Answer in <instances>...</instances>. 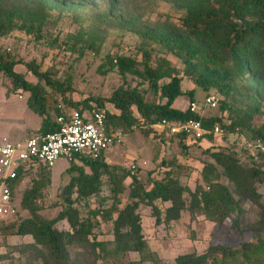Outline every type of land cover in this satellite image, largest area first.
I'll list each match as a JSON object with an SVG mask.
<instances>
[{
  "label": "rangeland",
  "instance_id": "rangeland-1",
  "mask_svg": "<svg viewBox=\"0 0 264 264\" xmlns=\"http://www.w3.org/2000/svg\"><path fill=\"white\" fill-rule=\"evenodd\" d=\"M108 1L86 0L82 8L76 11L70 8L63 13H53L46 34L39 43L24 33L0 37V51H7L16 60L22 61L15 70L31 83L37 84L38 79L23 63L34 62L41 71L51 74L54 80L65 83L68 88L66 97L73 102L108 98L121 87L123 80L115 70L104 72L108 66L106 56L117 54L142 61L140 46L143 41L137 32L127 31L122 25L125 21H121L129 16V11L141 14L136 12L135 2H126L124 8L118 7L115 15L111 14L112 18H107L110 16L107 12ZM177 3L153 0L151 8L141 14V23L150 27L157 21L169 23V26L180 25L181 18L187 15V0H178ZM81 29L102 38V41L97 40V51L87 48V45L80 48L75 40L68 39ZM148 48L152 52L153 62L165 57L175 64L183 78V89L195 90V103L202 104L210 93L219 98V105L224 101L216 89L204 91L196 86L195 80L184 77L185 66L167 50L155 44ZM128 80L132 88L137 87L145 99L160 102L159 96L147 84H142L139 78L128 76ZM29 96V92L15 89L11 80L0 73V137L22 140L38 134L42 118L29 109ZM58 99L62 108L66 107L60 96ZM261 100L263 114L253 121V126L264 124V95ZM190 102L188 96L181 97L175 106L186 111ZM91 103L96 105L94 101ZM107 107L116 112L112 106ZM219 109L208 111V117L222 115ZM112 130V134L118 138L107 150L106 163L130 172L131 176H137L145 191H151L156 181L168 187L164 197L140 202L137 209L141 225L140 238L134 234L131 226H121L118 230L115 224L120 212L132 203L131 180L127 179L122 184V192L117 197L111 191L112 185L107 177L102 179V186L94 196H82L77 189L70 194L66 188L78 173H68L71 161L66 159L58 161L48 175L40 178L30 174L23 181L15 193L14 201L11 200L9 206L0 213V231L6 225L19 224L28 217L22 201L25 192L38 180L39 194L35 203L43 219L53 220L68 210V219L77 226L80 222L90 224V233H81L79 236L67 219L55 224L64 238L63 264H176L177 259L184 255L209 252L218 255L222 250L238 251L248 243L256 246V253L247 257L238 255L228 264H264V175L258 176L256 180L234 182L211 155L231 152L241 165L252 167L250 153L244 142L248 139L246 134L228 135L225 131V136L213 137L210 141L213 146L206 142L201 146L187 142L188 148L184 149L178 140L161 130L149 136L139 128L133 132L122 128ZM208 148L210 153L205 152ZM209 163L215 165L220 182L232 191L240 203L241 227L238 231L230 221L214 223L202 214L200 190L205 187L202 173ZM75 164L83 166L79 161ZM84 171L90 173L87 167H84ZM170 208L174 210L173 215L167 212ZM94 243H105V251H95L91 246ZM138 243L139 247L136 246ZM0 264L56 262L47 248L33 244L31 236L1 232Z\"/></svg>",
  "mask_w": 264,
  "mask_h": 264
},
{
  "label": "trees",
  "instance_id": "trees-1",
  "mask_svg": "<svg viewBox=\"0 0 264 264\" xmlns=\"http://www.w3.org/2000/svg\"><path fill=\"white\" fill-rule=\"evenodd\" d=\"M85 1L0 0V37L24 33L39 43L46 34L53 13H63L71 10L70 8L76 11L82 8L81 5H84ZM128 1L135 2L136 12L145 14L151 8L153 0H109L107 12L110 16L107 18H112L111 14L114 16L118 7L124 8ZM160 1L178 4V0H155V2ZM186 4L187 15L181 18V24L177 26H169V23L157 21L150 27L141 23V14L127 12L129 16L121 20L125 21L122 25L127 31L141 35L142 61L117 54L106 56V66H108L104 72L115 70L123 80L121 87L108 98L73 102L71 98L66 97L68 88L65 83L54 80L51 74L41 71L39 65L34 62L23 63L38 79L37 84L31 83L15 70L22 61L16 60L14 55L7 51H0V73L11 80L15 89L30 93L28 107L42 118L38 134L35 135L58 131L60 126L57 119L65 116L69 121L66 113L70 110L104 109L108 132L112 133V129L117 128L133 132L139 128L146 136L157 132L154 126L163 120L181 124L189 120L201 119L199 114L192 113L190 109L183 111L175 106L176 101L185 96L191 99L190 104L195 103V90L183 89V78L172 61L159 57L153 62L152 52L148 47L155 44L182 62L185 66L184 77L195 80L196 86L204 91L216 89L224 97V101L219 106L222 115L202 119L207 127L217 123L228 135L246 134L248 141L255 139L264 141V124L252 125L253 121L263 114L261 97L264 95V0H187ZM68 39L75 40L80 48L87 45V48L95 51L99 49L97 40L102 41V38L94 35L93 32L82 29L77 35ZM128 76L139 78L142 84H147L153 93L159 96L160 102H150L145 99L137 87L132 88ZM58 96L66 107L62 108ZM92 101L96 102V105H93ZM108 105L116 112H112ZM172 138L178 140L179 145L184 149L188 148L187 142L197 146L206 142L213 146L210 142L213 136H207L205 140L196 142L186 140L183 135ZM205 152L210 153V148ZM106 155L103 154L98 160L76 156L71 161L68 173L76 172L78 175L71 179L66 191L71 194L77 189L82 196H94L102 186V179L107 177L112 185L111 191L117 197L122 192V184L130 179L132 203L120 212L115 224L118 230L121 226H131L134 234L140 238L141 225L137 213L140 202L164 197L163 194L168 191V187L156 181L151 191H145L137 176H131L130 172L108 165ZM211 155L220 164L226 176L234 182L256 180L258 176L264 175V154L260 155L259 160H255L250 153L249 158L253 165L250 168L241 165L236 155L231 152L211 153ZM78 161L82 163V167L75 164ZM84 167H87L90 173H86ZM49 173L51 169L44 165L20 168L18 178L10 183L12 201L18 188L30 174L42 178ZM202 175L205 182V187L200 190L202 214L214 223L223 224L230 221L232 227L238 231L241 227L239 201L232 191L220 182L215 165L207 164ZM34 183V186L25 192L22 201L28 217L23 218L19 224L15 222L6 225L0 233L9 232L21 237L31 236L33 244L47 248L56 264H63L64 238L55 228V224L64 219L70 221L68 219L70 211H63L53 220L43 219L35 203L39 194L37 188L39 181L36 180ZM172 208L167 209V212L173 215ZM70 224L74 226L78 236L81 233H90L89 223L80 222L77 226L70 221ZM91 246L95 251L99 249L100 253L105 251V243H94ZM136 246L139 247V243ZM255 247L254 244L248 243L238 251L222 250L218 255H211L210 252L203 255H184L177 259L176 264H228L238 255L244 257L254 255Z\"/></svg>",
  "mask_w": 264,
  "mask_h": 264
},
{
  "label": "built area",
  "instance_id": "built-area-1",
  "mask_svg": "<svg viewBox=\"0 0 264 264\" xmlns=\"http://www.w3.org/2000/svg\"><path fill=\"white\" fill-rule=\"evenodd\" d=\"M219 98L208 94L202 104H189L192 113L199 114L201 119L189 120L175 124L163 120L154 128L166 132L169 137L183 135L186 140L196 142L205 140L207 136L223 137L225 129L215 123L206 126L202 119L208 117V111L219 109ZM65 116L57 119L59 129L46 135H35L22 140L0 137V213L9 206L12 200L10 183L18 178L20 168L44 165L52 169L63 159L73 161L76 156H85L93 160L100 159L107 150L114 145L118 136L107 131L106 112L103 109L92 111L70 110ZM245 139V138H244ZM245 144L252 157L259 160L264 154V141L255 139ZM20 161L19 165L15 164Z\"/></svg>",
  "mask_w": 264,
  "mask_h": 264
},
{
  "label": "water",
  "instance_id": "water-1",
  "mask_svg": "<svg viewBox=\"0 0 264 264\" xmlns=\"http://www.w3.org/2000/svg\"><path fill=\"white\" fill-rule=\"evenodd\" d=\"M21 162L20 161H16L15 164L19 165Z\"/></svg>",
  "mask_w": 264,
  "mask_h": 264
},
{
  "label": "crops",
  "instance_id": "crops-1",
  "mask_svg": "<svg viewBox=\"0 0 264 264\" xmlns=\"http://www.w3.org/2000/svg\"><path fill=\"white\" fill-rule=\"evenodd\" d=\"M177 102V101H176Z\"/></svg>",
  "mask_w": 264,
  "mask_h": 264
}]
</instances>
